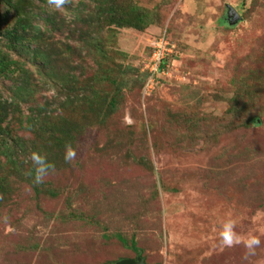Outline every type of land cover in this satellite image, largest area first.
<instances>
[{
  "label": "rangeland",
  "instance_id": "374dc122",
  "mask_svg": "<svg viewBox=\"0 0 264 264\" xmlns=\"http://www.w3.org/2000/svg\"><path fill=\"white\" fill-rule=\"evenodd\" d=\"M131 1L145 11L140 27L98 32L84 20L111 0H68L60 11L23 0L33 5L25 36L37 31L47 48L43 67L8 47L3 31L20 18L0 0V57L16 61L0 73V100L12 104L15 85L28 83L0 117V264L135 258L117 235L134 238L147 264H264V0ZM160 37L168 70L146 86L142 64ZM91 89L93 109L83 104ZM68 95L77 104L59 107ZM39 118L72 129L62 138L76 159L38 186L9 174L54 147ZM226 218L259 236L255 255L220 246Z\"/></svg>",
  "mask_w": 264,
  "mask_h": 264
},
{
  "label": "trees",
  "instance_id": "16d2710c",
  "mask_svg": "<svg viewBox=\"0 0 264 264\" xmlns=\"http://www.w3.org/2000/svg\"><path fill=\"white\" fill-rule=\"evenodd\" d=\"M45 2L46 0H40V2ZM6 3H8V5L10 6V8H12L15 13L16 16L20 19H18L15 24H13V26L8 27L6 29H4V35L7 39H10L8 47L11 48L13 51L17 52L18 54H21V52H25L28 55H31L33 57V59H36L37 57H42L43 58V62H42V66L46 67L48 64V59H47V48L46 46H44L41 43V40H39V34L36 31L35 35L32 36L31 38H28L26 35V31L29 27H31L32 25H30L31 23H29L27 21V19L23 16V11L25 9H32L31 4L27 3V4H23V0H17V1H11V0H5ZM110 6L106 9L102 10H97L96 15L94 14V12H89L88 13V19L84 20V24L86 25V27H90L91 25H93V27L99 31H103V29L105 27L108 28V26H110L111 22H114L115 24H118L120 26H127V27H132V28H137L140 27V23L144 22V19L146 17L145 11L138 6L136 3H133L131 0H111L110 2ZM130 18H129V17ZM128 17V18H126ZM96 32V34L98 33ZM34 40L36 45L35 47H31L30 43L31 41ZM152 51V47L150 48ZM150 51V54H151ZM54 53V52H53ZM48 54L51 56V50L48 51ZM171 55H168L165 59V63L167 64V62H169V58ZM16 62V61H15ZM12 60H6L3 57H0V73L7 75L9 72H14V69H12L11 65L15 63ZM146 75H149V72H147V70H145ZM53 76L58 77V74H53ZM74 76L70 75L67 79V82L65 83L66 85H68V90L70 89V83H72ZM59 79H64V76L60 77ZM114 81V80H113ZM28 83L26 82V86H17V84L15 85V89L14 91L16 92V96L12 97L11 100L13 101L12 104L8 103V99L6 100H0V117H2V112L6 110V107H12L13 105L17 104V102H21L23 101V93L22 92H26L28 90ZM67 87V86H66ZM90 86H86L85 85V90H88ZM84 88V86H83ZM73 89V88H72ZM13 91V92H14ZM21 91V92H20ZM70 95L67 96V98L65 100H62L59 104V107H67L69 109V105L71 104H77L76 101L72 98L69 97ZM82 96H84V93H82ZM99 96V92L91 89V91L89 90V94L87 93V95L84 96V105H87L89 103V107H91L92 109L95 107V105H92L93 103H95V99ZM73 99V100H72ZM77 99V98H75ZM26 100V99H25ZM108 105H106V108L112 112L114 111L115 108V98L114 97H110L109 100H107ZM48 104V102H47ZM16 106V105H15ZM102 106V105H101ZM41 111V110H40ZM47 117V116H44ZM1 121V120H0ZM62 121H60V124L57 127H49V128H45L43 123H44V119H40L37 122V125L41 128V130L44 133H48L49 137L56 141V143L54 144V147H51L50 149H47V153L44 154L47 159L52 162L53 164L55 163H61V161L63 160V148L64 145L63 143L65 142L64 139L62 138V134L68 133L69 135L72 134V129L69 130L68 128L65 130L64 127L62 126ZM39 123V124H38ZM65 123H68V120L65 121ZM77 125V124H76ZM55 149V150H54ZM14 165V168L11 169V172L9 174V176L14 173L17 176L18 180H22L26 177H30L29 175V171L31 169V163L28 166V169L26 168H20L17 167L16 162L12 163ZM5 179V178H3ZM9 179V178H8ZM7 180V179H6ZM39 186V185H38ZM49 191V194H54L53 190L51 188H46ZM3 190H5V188L3 187ZM6 191V190H5ZM53 191V192H52ZM118 239L128 248H131L135 253L136 256H142L141 253V248L136 246V241L134 238H131V240L127 241L125 240L121 235H117ZM127 242H129V244H127ZM135 256V257H136ZM115 264V263H114Z\"/></svg>",
  "mask_w": 264,
  "mask_h": 264
},
{
  "label": "clouds",
  "instance_id": "9594fccd",
  "mask_svg": "<svg viewBox=\"0 0 264 264\" xmlns=\"http://www.w3.org/2000/svg\"><path fill=\"white\" fill-rule=\"evenodd\" d=\"M67 2L68 0H47V4L53 11H60ZM75 159L76 149L71 143H65L63 154L64 162L66 164H71ZM28 160L31 162L29 175L32 178V183L35 185L43 184L45 178L54 170L55 165L50 162L43 153L36 150L29 153ZM217 237L222 248H231L234 245H242L245 249V258L255 255V250L261 244L259 236L252 231H249L243 236L238 234L235 231V222L231 218H226L220 222Z\"/></svg>",
  "mask_w": 264,
  "mask_h": 264
},
{
  "label": "built area",
  "instance_id": "2783aa9c",
  "mask_svg": "<svg viewBox=\"0 0 264 264\" xmlns=\"http://www.w3.org/2000/svg\"><path fill=\"white\" fill-rule=\"evenodd\" d=\"M169 44L167 45V41L160 37L155 38L152 43V51L151 54L145 59L144 63L142 64L144 66V70H147L149 72L148 75V84L151 82L154 83V80L157 78L163 77L162 74H164L165 70L167 69V64L165 63L166 55L168 53L167 48Z\"/></svg>",
  "mask_w": 264,
  "mask_h": 264
},
{
  "label": "water",
  "instance_id": "95a60500",
  "mask_svg": "<svg viewBox=\"0 0 264 264\" xmlns=\"http://www.w3.org/2000/svg\"><path fill=\"white\" fill-rule=\"evenodd\" d=\"M237 17L236 13H234ZM116 264H147L143 257L137 256L136 258H122L116 262Z\"/></svg>",
  "mask_w": 264,
  "mask_h": 264
}]
</instances>
